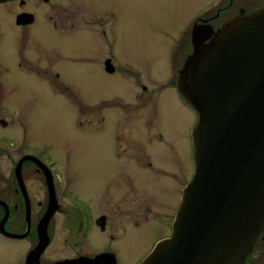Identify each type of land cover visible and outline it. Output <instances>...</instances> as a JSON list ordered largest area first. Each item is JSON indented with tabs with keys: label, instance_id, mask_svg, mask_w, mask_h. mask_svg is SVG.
Masks as SVG:
<instances>
[{
	"label": "rangeland",
	"instance_id": "374dc122",
	"mask_svg": "<svg viewBox=\"0 0 264 264\" xmlns=\"http://www.w3.org/2000/svg\"><path fill=\"white\" fill-rule=\"evenodd\" d=\"M220 1L52 0V6L67 11L68 28L60 26L55 31L43 16L33 26L36 35L32 34V40L23 35L20 45L11 41L2 46L9 71L1 76L5 78V89L0 90V136L7 146L10 144L11 153H18L19 144L25 143L39 153H49L57 161L56 170L66 184L78 189L95 209L98 204L104 205L110 194L109 184L118 182L120 177L121 166L112 155L116 153L115 133L129 130L139 139L141 151L144 148L149 153H159V146L156 142L150 146L149 138L163 129L160 120H165V124L170 120L167 126L173 124V134L181 131L184 139L191 127H197V113L180 99L177 90L160 87L172 81L175 71L182 69L191 53L194 23ZM32 5L37 10L42 7ZM92 6L96 16L104 18L107 41L112 42V54L118 61L116 74L105 72L100 65L107 53L97 18L88 11ZM43 9L46 16L47 12L49 16L59 13L55 8ZM81 11L84 19L77 14ZM18 48L25 57L17 63ZM57 52L66 55L58 59L54 54ZM54 59L60 60L58 65L53 64ZM48 65L53 72L61 70V81L43 70ZM136 71L152 88L159 111L154 103L150 109L141 105V109L131 110L138 107L132 104L137 89L131 74ZM104 104L111 105L107 111L112 116L97 131L93 109ZM1 120L8 123L7 127L1 125ZM131 134H127L128 140ZM170 134L171 147L184 152V141L188 140L182 142ZM187 151L190 153L189 147ZM6 156L0 161L8 165ZM169 210L165 205V217ZM168 230V226L164 228V235ZM160 231L149 232L148 236ZM23 251L21 242L0 239V264H22Z\"/></svg>",
	"mask_w": 264,
	"mask_h": 264
},
{
	"label": "flooded vegetation",
	"instance_id": "af4514ba",
	"mask_svg": "<svg viewBox=\"0 0 264 264\" xmlns=\"http://www.w3.org/2000/svg\"><path fill=\"white\" fill-rule=\"evenodd\" d=\"M34 3L42 7L37 10L32 5ZM263 7L264 0H221L208 15L200 17L194 24L206 23L217 30L236 16L249 15ZM43 8H47L46 11L55 8L59 13L49 16L47 12L46 16L41 12ZM82 11L77 14L84 19ZM88 11L97 18L99 34L106 46L107 54L100 65L105 72L116 74L118 61L112 54V42L107 41L104 18L96 16L93 6ZM65 12L52 6V0H0V90L5 89V78L1 76H4V71H9L4 64V43L12 41L18 46L23 35L32 40V34L34 37L36 35L33 26L43 16L55 31L60 26L62 29L68 28ZM59 53H54L58 59L66 55ZM24 57L18 48L17 63ZM58 59H54V65H58ZM17 66L20 68V64ZM45 69L54 79H63L60 69L53 72L51 65ZM179 71H175L170 83L162 84L160 88L176 89L180 99L185 101L178 88ZM138 73H130L137 89L132 104L138 106L131 110L142 107L150 109L152 103L156 110L160 109L159 102L154 100L152 88ZM67 88L70 89L68 85ZM110 107V104H104L93 109V126L97 131L102 130L103 123L112 116H108ZM167 121L165 124V120H160L163 129L149 138V145L156 142L159 153H149L144 148L141 151L139 139L131 131L117 128L119 134L114 135L116 153L112 155L121 166L118 168L120 177H117L118 182L109 184L111 186L107 192L110 194H107L104 205L98 204L97 209L80 195L78 189L63 181L52 155L39 153L27 143L19 144L18 153H11L13 149L9 147L10 144L7 146L3 136H0V157L8 156V165L0 161V239L24 244L22 264H142L161 241L172 236L184 190L196 171L192 135L196 127H191L184 139L181 131L173 134V124L167 126L170 120ZM4 122L1 120V125L7 127L8 123L4 125ZM170 132L182 142L188 140V143L184 141L185 147L182 143L184 152L180 153L173 149L174 146L171 147ZM127 134H131L130 140ZM171 150L173 153L167 152ZM165 205L170 209L168 217L164 214ZM167 226L168 234L164 235ZM158 230H161L159 234L148 236L149 232ZM244 264H264V228Z\"/></svg>",
	"mask_w": 264,
	"mask_h": 264
},
{
	"label": "water",
	"instance_id": "95a60500",
	"mask_svg": "<svg viewBox=\"0 0 264 264\" xmlns=\"http://www.w3.org/2000/svg\"><path fill=\"white\" fill-rule=\"evenodd\" d=\"M192 48L178 88L198 115L196 171L172 236L142 264H244L264 228V7L196 23Z\"/></svg>",
	"mask_w": 264,
	"mask_h": 264
}]
</instances>
